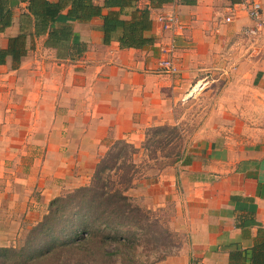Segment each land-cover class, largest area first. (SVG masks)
Listing matches in <instances>:
<instances>
[{"label": "crops", "instance_id": "1", "mask_svg": "<svg viewBox=\"0 0 264 264\" xmlns=\"http://www.w3.org/2000/svg\"><path fill=\"white\" fill-rule=\"evenodd\" d=\"M146 5L150 0H139ZM229 5L198 0L151 8L154 27L147 35L155 42L142 49L105 44L101 18L57 22L85 46L81 55L63 51L61 59L43 36L28 38L19 63L9 57L0 65L1 247L14 246L22 231L41 222L53 200L88 185L111 145L137 146L147 130L172 122L174 108L203 87L195 84L203 72H221L214 82L231 73V87L257 89L255 138L209 139L174 166L136 181L127 195L149 209L174 200L185 222L188 243L155 264H264V35L244 38L251 21L240 13L227 23ZM27 6H14L0 50L28 30ZM171 15L184 31L164 28ZM165 48L179 73L162 68Z\"/></svg>", "mask_w": 264, "mask_h": 264}, {"label": "trees", "instance_id": "2", "mask_svg": "<svg viewBox=\"0 0 264 264\" xmlns=\"http://www.w3.org/2000/svg\"><path fill=\"white\" fill-rule=\"evenodd\" d=\"M197 1L150 0V5L139 7V0H104L103 5L94 0H0V33L12 26L18 2L28 4L30 17L28 30L10 38L7 49L0 50V65L9 57L19 63L28 53V38L43 36L45 46L56 49L61 59L63 51L73 58L81 55L85 46L70 27L59 28L57 22L101 18L105 44L117 41L122 49H142L155 42L147 35L154 27L151 8L172 3L195 6ZM168 128L157 127L149 133L157 137ZM172 131L151 144L143 143L148 158L156 159L158 152H165L175 139ZM174 142L173 156L179 161L178 140ZM139 151L124 140L111 145L89 185L53 200L49 213L28 232L22 245L0 247V264H155L177 253L170 251L181 247L174 244L175 236L126 195L139 172L134 161ZM165 157H169L167 153Z\"/></svg>", "mask_w": 264, "mask_h": 264}, {"label": "rangeland", "instance_id": "3", "mask_svg": "<svg viewBox=\"0 0 264 264\" xmlns=\"http://www.w3.org/2000/svg\"><path fill=\"white\" fill-rule=\"evenodd\" d=\"M231 58L235 57L232 56ZM220 74L217 72L214 76L210 72H203V75H200L201 77L195 84L197 85L201 82L199 88L202 85L203 87L200 90L197 87L194 94H191L186 101L174 108L172 113L173 120L170 124L159 126L169 127L167 131L159 133L157 137L149 133L151 129L157 127L145 132L143 140L136 146L140 151L134 156V161L138 166L139 172L135 176L134 185L136 181L143 177L149 176L148 178L150 179L164 168L172 167L176 164L177 156H173L176 144L174 142L175 139L178 140L179 145L176 150L180 151V156H183L187 151L193 150L196 145L203 144L214 137H219L220 139L232 138L240 141H252L255 138V132L257 131V94L255 90L257 89H254L253 84H248L241 89L231 87L229 84L231 82L234 83L233 76H235V74L231 75V73L224 76L226 81L222 83L214 82L218 76L220 77ZM239 96L240 99H238ZM237 114L243 115V118H238ZM171 131L175 139L165 148V152L163 154L158 152L156 159L148 158L149 153L142 149L143 143L151 144L158 138L165 137ZM166 153L169 157H165ZM128 197L135 205L149 210L151 212L149 218L151 220H158L163 230H169L175 236L173 239L174 244H181L179 251L188 243L189 235L184 228L185 222L177 216L174 200H169L155 208L149 209L142 203L139 204L138 201L133 200L130 196ZM49 208L45 216L49 213ZM35 226L22 231L14 246L18 247L22 245L28 232ZM170 251L179 252L178 250ZM153 257L152 261L155 262L156 259Z\"/></svg>", "mask_w": 264, "mask_h": 264}, {"label": "built area", "instance_id": "4", "mask_svg": "<svg viewBox=\"0 0 264 264\" xmlns=\"http://www.w3.org/2000/svg\"><path fill=\"white\" fill-rule=\"evenodd\" d=\"M228 16L225 18L227 23L233 22L240 13H244L251 21V25L244 28L242 35L245 38L259 39L264 35V10L260 0H230V5L226 8ZM167 24L164 26L170 32L184 31L185 26L174 15L165 18ZM165 48L167 58L162 62V68L169 74L179 73L172 49ZM198 86V85H197Z\"/></svg>", "mask_w": 264, "mask_h": 264}]
</instances>
